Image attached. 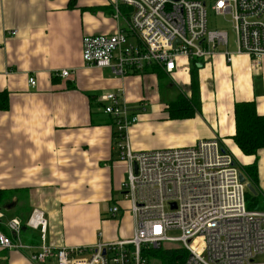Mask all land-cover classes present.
I'll use <instances>...</instances> for the list:
<instances>
[{
	"label": "crops",
	"instance_id": "crops-1",
	"mask_svg": "<svg viewBox=\"0 0 264 264\" xmlns=\"http://www.w3.org/2000/svg\"><path fill=\"white\" fill-rule=\"evenodd\" d=\"M117 4L0 0V94L5 95L0 104H6L0 110V190L16 191L0 211L6 221L42 212L45 242L53 248L90 247L132 236L133 223L121 229L123 211L114 218L109 215L115 202L121 208L128 203L120 192L126 165L119 160L111 122L99 102L104 93L120 91L138 114L128 132L136 152L186 148L216 139L235 162L247 165L254 160L232 141L233 106L253 102L257 114L264 116V59L255 65L245 55H232L228 62L219 53L201 63L180 60L161 80L151 72L153 67L123 78L107 69L86 68L81 59L83 37L111 35L129 21L123 7L121 19H113ZM13 31L14 36L7 34ZM193 66L200 113L171 119L169 104L181 91L190 97ZM65 69L70 71L67 78L53 76ZM29 77L35 79V87L28 86ZM257 169L264 196V149L258 153ZM38 237V231L23 229V242L36 244ZM28 257L29 251L0 249V264H35Z\"/></svg>",
	"mask_w": 264,
	"mask_h": 264
},
{
	"label": "built area",
	"instance_id": "built-area-1",
	"mask_svg": "<svg viewBox=\"0 0 264 264\" xmlns=\"http://www.w3.org/2000/svg\"><path fill=\"white\" fill-rule=\"evenodd\" d=\"M117 3L113 19H121L123 7L129 21L111 35L83 37L81 59L86 68L107 69L123 78L151 67L170 75L180 60L201 63L219 53L228 62L232 55H245L255 65L264 59V0ZM208 8L216 16L228 17L234 32L233 52L226 31L207 28ZM53 74L64 79L70 71ZM35 85L29 77L28 86ZM99 102L112 124L119 160L127 166L120 192L132 218L131 238L90 247L53 248L45 242L42 212L32 211L24 221H6L0 211L1 250L29 251L28 258L35 264H149L155 250L172 251L181 264H264V211L246 208L247 189L239 180L242 172L218 140L136 152L128 132L138 122V114L120 91L102 94ZM121 211L115 202L109 215L114 218ZM24 228L38 231L36 244L22 241ZM174 243L180 245L173 247Z\"/></svg>",
	"mask_w": 264,
	"mask_h": 264
},
{
	"label": "trees",
	"instance_id": "trees-1",
	"mask_svg": "<svg viewBox=\"0 0 264 264\" xmlns=\"http://www.w3.org/2000/svg\"><path fill=\"white\" fill-rule=\"evenodd\" d=\"M197 63V62H195ZM151 72H156L161 80L165 78V73L159 68L153 67ZM139 74V73H133ZM199 81L197 67L193 66L190 73V97L179 95L168 106V114L171 119H190L195 114L200 113ZM5 95L0 94V98ZM6 104H0V110H5ZM233 117L235 133L232 141L242 155L253 157L250 164L240 166V171L246 181L251 183L257 191V196L253 197L249 193L245 195L246 208L248 210L264 209V199L258 187V153L264 149V116L258 115L253 102L235 103L233 106ZM112 125V124H111ZM113 133V138H114ZM16 191L0 190V208L9 204ZM24 221V219H20ZM157 256L161 264H181V260H176L177 255L169 250H155L152 257Z\"/></svg>",
	"mask_w": 264,
	"mask_h": 264
},
{
	"label": "rangeland",
	"instance_id": "rangeland-1",
	"mask_svg": "<svg viewBox=\"0 0 264 264\" xmlns=\"http://www.w3.org/2000/svg\"><path fill=\"white\" fill-rule=\"evenodd\" d=\"M207 28L209 30H215V29H221L227 32L228 35V39H229V44L230 47L232 48V41L234 40V32L232 30V26L231 24L228 22V17H220V16H216L214 15V13L209 10H207ZM184 91H181L182 94L185 95V93H183ZM179 93V92H178ZM179 93V95H182ZM122 163H124L126 165V163L124 161H120ZM236 164L240 167L242 166L241 164H239L238 162H236ZM125 174H124V179L126 176V171H127V166H125ZM259 180V179H258ZM124 181V180H123ZM122 181V182H123ZM258 187H259V181H258ZM262 196L263 194L260 193ZM264 199V196H263ZM1 207H3L1 205ZM126 206H124V204L122 205V210H123V216L121 217V219L123 218V220L120 222L121 225V229H130L132 228V218L131 215L129 214V212L126 211ZM261 211H263L264 209H259ZM118 219V218H117ZM176 233H171L170 236H176ZM179 243H174L173 247L179 246ZM149 264H161L160 261L158 260L157 256H153L149 259Z\"/></svg>",
	"mask_w": 264,
	"mask_h": 264
},
{
	"label": "water",
	"instance_id": "water-1",
	"mask_svg": "<svg viewBox=\"0 0 264 264\" xmlns=\"http://www.w3.org/2000/svg\"><path fill=\"white\" fill-rule=\"evenodd\" d=\"M134 170H136L135 166H134ZM239 180L241 183L245 184L246 189H247V193H249L253 197L257 196L258 193H257L256 189L254 188V186L251 183L246 182V179L242 174L239 175ZM172 206H174V205H172ZM178 259H179V257L176 258V260H178Z\"/></svg>",
	"mask_w": 264,
	"mask_h": 264
}]
</instances>
